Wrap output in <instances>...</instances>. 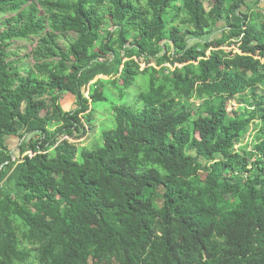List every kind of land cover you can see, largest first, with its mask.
<instances>
[{"label":"trees","instance_id":"trees-1","mask_svg":"<svg viewBox=\"0 0 264 264\" xmlns=\"http://www.w3.org/2000/svg\"><path fill=\"white\" fill-rule=\"evenodd\" d=\"M247 2L0 0L11 15L0 29V181L14 166L9 139L32 153L15 161L21 193L0 188V264H264V9ZM67 34L77 38L63 49ZM30 39L35 65L23 74L7 49ZM111 60L107 83L121 96L148 76L144 107L113 106L103 145L80 150L62 139L94 112L83 75ZM105 85L90 87L92 106L107 101ZM252 125V149L237 150Z\"/></svg>","mask_w":264,"mask_h":264},{"label":"rangeland","instance_id":"rangeland-1","mask_svg":"<svg viewBox=\"0 0 264 264\" xmlns=\"http://www.w3.org/2000/svg\"><path fill=\"white\" fill-rule=\"evenodd\" d=\"M143 1V0H141ZM258 2L259 5L256 9H264V0H248L247 5L252 6L254 3ZM205 7L208 9V4L205 2ZM246 12V10H245ZM11 15H4L0 16V29H4L7 27V23L5 21L10 19ZM185 18V17H183ZM182 18V19H183ZM177 26H181L180 22H177ZM226 27V23H218L217 28L206 38L209 40H216L221 38V36L225 33L224 29ZM77 35L75 34H67V35H60L58 39V43L61 48L66 49L75 39ZM196 42L193 39L188 40L189 46L194 45ZM37 45L36 39L30 40H17L10 44L7 49V53L11 55L12 62H19V70L24 73V70H28L33 68L35 63L32 59V52ZM226 52H233L240 54V51L236 46H232L230 48L224 49ZM210 51L207 52V56H209ZM124 60L123 62H125ZM111 65H93L84 75L82 78L81 84V92L85 99L89 101L90 108L94 109L93 115L89 118H86L87 115H80L82 125L84 127L80 133L76 134L75 138L68 139L67 137L63 138L62 140H68L70 143L75 144L78 149L80 150H88L94 151L97 148L103 145V134L109 132L115 128V117L112 112L113 106H122V107H129L133 110H141L143 109L144 105L141 101L138 100V95L140 93H145L148 91V76L140 75L130 87V89L125 92L123 96L120 95L117 91H115L111 86L108 85V81L114 80L115 77V70L117 67V63L114 60H111ZM141 64V70L145 69V65ZM122 69V66L120 67ZM103 80L106 81L104 94L107 98L106 102L98 103L95 105H91V100L89 98V91L90 87L95 84L96 82ZM69 97V96H68ZM67 96L62 100V106L66 111L76 110L77 107L75 102H73L72 106L69 105L70 100H66ZM71 98V97H69ZM61 101V102H62ZM69 106V107H68ZM70 108V110H69ZM229 110H233L236 108L235 102L229 103ZM88 114V113H87ZM57 129L56 126L51 127V131H55ZM86 132L84 134V132ZM256 134L255 125L250 127L249 133L243 138L241 144L236 148L237 150L240 147L248 146V150L252 149V143L254 135ZM34 137H28V141L33 139ZM9 151L13 156L12 162H14V166L8 170L6 176H4L0 181V188L7 192H14V196L20 194L19 189H17L16 181L18 176V168L20 165L19 162H15L17 160L22 159L26 155L32 156V153L29 151L25 153L23 156L20 153V145L22 142L18 138L9 139L8 142ZM53 149H51L52 151Z\"/></svg>","mask_w":264,"mask_h":264},{"label":"crops","instance_id":"crops-1","mask_svg":"<svg viewBox=\"0 0 264 264\" xmlns=\"http://www.w3.org/2000/svg\"><path fill=\"white\" fill-rule=\"evenodd\" d=\"M70 101H69V105H72L73 104V102H74V99H69Z\"/></svg>","mask_w":264,"mask_h":264},{"label":"water","instance_id":"water-1","mask_svg":"<svg viewBox=\"0 0 264 264\" xmlns=\"http://www.w3.org/2000/svg\"><path fill=\"white\" fill-rule=\"evenodd\" d=\"M245 10H246V8H245V7H243V8L241 9V11H242V12H245Z\"/></svg>","mask_w":264,"mask_h":264}]
</instances>
